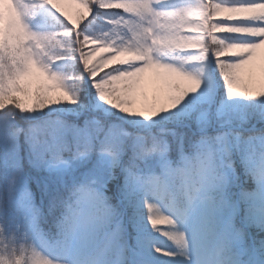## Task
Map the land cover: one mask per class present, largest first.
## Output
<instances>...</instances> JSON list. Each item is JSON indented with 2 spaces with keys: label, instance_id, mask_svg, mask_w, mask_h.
<instances>
[{
  "label": "snow or ice",
  "instance_id": "obj_1",
  "mask_svg": "<svg viewBox=\"0 0 264 264\" xmlns=\"http://www.w3.org/2000/svg\"><path fill=\"white\" fill-rule=\"evenodd\" d=\"M75 2L0 0V264H264V0Z\"/></svg>",
  "mask_w": 264,
  "mask_h": 264
},
{
  "label": "trees",
  "instance_id": "obj_2",
  "mask_svg": "<svg viewBox=\"0 0 264 264\" xmlns=\"http://www.w3.org/2000/svg\"><path fill=\"white\" fill-rule=\"evenodd\" d=\"M62 2H63L62 0H57L58 6L65 13L66 16L75 20L76 14L79 10V5L78 6L74 5V3H76L75 0H69L68 6H63ZM260 57H261V59H264V53H262V55ZM258 63H259V61H258ZM157 85L158 84L155 82L148 83L147 88H146V92L149 94V96L152 95L153 91L157 88ZM161 219H162V217H161ZM158 227L166 228L167 226L165 224H161V225H158Z\"/></svg>",
  "mask_w": 264,
  "mask_h": 264
},
{
  "label": "rangeland",
  "instance_id": "obj_3",
  "mask_svg": "<svg viewBox=\"0 0 264 264\" xmlns=\"http://www.w3.org/2000/svg\"><path fill=\"white\" fill-rule=\"evenodd\" d=\"M62 1H63L62 2L63 6H68V1L69 0H62ZM74 5H77L78 6L77 3H74ZM262 53H264V49H261L260 50V56L262 55ZM151 82H155V83L158 84V78H157V76H156V74L154 72L149 71L145 75V78H144V88H145V91H146V88H147L148 83H151ZM157 87H158V85H157Z\"/></svg>",
  "mask_w": 264,
  "mask_h": 264
}]
</instances>
